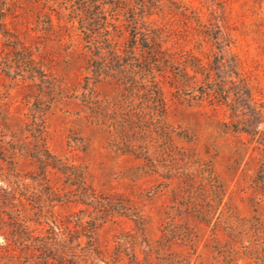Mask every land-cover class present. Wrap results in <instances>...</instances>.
<instances>
[{"label": "rangeland", "instance_id": "1", "mask_svg": "<svg viewBox=\"0 0 264 264\" xmlns=\"http://www.w3.org/2000/svg\"><path fill=\"white\" fill-rule=\"evenodd\" d=\"M105 3L119 58L97 77L91 63L106 61L72 0H0V264H43L34 242L53 219L82 229L75 215L95 218V242L112 252L116 234L135 231L113 203L151 217L150 240L168 217L184 229L167 264H225L233 244L235 263L249 264V251L264 253L261 154L232 130L229 105L248 93L264 111V0ZM132 26L146 39L130 55ZM39 133L74 175L39 167Z\"/></svg>", "mask_w": 264, "mask_h": 264}, {"label": "trees", "instance_id": "2", "mask_svg": "<svg viewBox=\"0 0 264 264\" xmlns=\"http://www.w3.org/2000/svg\"><path fill=\"white\" fill-rule=\"evenodd\" d=\"M105 5V0H72L70 8V15L77 21L84 40L97 50L99 60L104 58L106 61L103 66L95 59L91 63L92 72L97 77L106 75L105 73L110 69V63L116 62L119 58L113 49L114 44L109 33L110 25L107 20ZM134 25L137 27L135 22ZM136 27L132 26L133 30L128 45L130 55H133V49L138 44L139 39H143V41L146 39L145 34L137 32ZM220 93L224 95V100H228L224 90H220ZM248 97V93H245L244 97L238 95L232 101L233 104L229 105L233 118L231 126L234 132L246 134L249 140L255 144L254 149H257L261 154L258 169L252 178V187L264 199V111L251 105ZM43 138L42 133L34 136L35 143L38 144L39 148L32 150L35 155L33 158L38 162L39 167L46 172L56 170L66 176L74 175L71 171L76 166L52 155L45 146ZM85 201L93 203L94 199L86 197ZM111 205L117 213L132 218L135 224L134 232L122 231L114 236L112 252L106 248L107 246L95 242L94 235L98 229V227L93 226L95 218H89L83 222L81 215H75L73 222L82 229L74 230L64 227L57 222V219H53L50 221L47 235L34 242L36 249L40 252L41 262L43 264H167L168 254L164 253L166 243H173L179 239L186 241L184 229L181 230V226L173 224L172 217L166 218L164 230L161 231V238L150 240L147 237L148 226L145 221L151 217L144 213L136 214L130 208H121V204L118 203ZM100 209L101 207L96 208L97 212ZM219 223L220 221L217 224ZM223 224L228 231L230 240L234 241L233 235L236 232L237 224L233 221L223 222ZM83 225L87 227H83ZM82 237L87 238L84 245H82ZM236 249L234 244L228 247L230 251H227L226 256H224L225 264H236L237 260L231 254ZM173 258L169 264L178 263L176 260L179 257L174 255ZM246 258L249 260V264H264V253L262 252L251 253L249 251ZM189 261L185 260L184 264H189ZM180 263L182 262L180 261Z\"/></svg>", "mask_w": 264, "mask_h": 264}]
</instances>
